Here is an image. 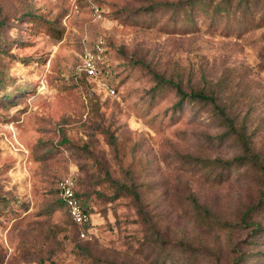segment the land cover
Returning <instances> with one entry per match:
<instances>
[{
  "label": "rangeland",
  "instance_id": "rangeland-1",
  "mask_svg": "<svg viewBox=\"0 0 264 264\" xmlns=\"http://www.w3.org/2000/svg\"><path fill=\"white\" fill-rule=\"evenodd\" d=\"M262 165L264 0H0V264H264Z\"/></svg>",
  "mask_w": 264,
  "mask_h": 264
},
{
  "label": "built area",
  "instance_id": "built-area-1",
  "mask_svg": "<svg viewBox=\"0 0 264 264\" xmlns=\"http://www.w3.org/2000/svg\"><path fill=\"white\" fill-rule=\"evenodd\" d=\"M108 46L100 38L91 43H85L81 53V63L78 72H84L98 80L111 94H116V87L105 78L103 69L107 59ZM60 196L67 205L71 218L80 226V234L86 237L92 224V215L83 206L76 192L75 179L72 175L65 176L60 181Z\"/></svg>",
  "mask_w": 264,
  "mask_h": 264
},
{
  "label": "trees",
  "instance_id": "trees-1",
  "mask_svg": "<svg viewBox=\"0 0 264 264\" xmlns=\"http://www.w3.org/2000/svg\"><path fill=\"white\" fill-rule=\"evenodd\" d=\"M108 50H107V59L104 63V66H103V69L104 71L106 72L109 68V64H108ZM86 75V80L87 82L89 83L90 80H91V76L87 75L86 73H84ZM157 76H160V74L157 73ZM162 78V76H160ZM176 87H177V91L180 95V98L179 100L177 101V104L179 105H183V103L187 100V99H191V100H198V101H201L203 103H215V105H218L216 103V96L215 94H212L210 92H206L204 89H197V90H192L190 92L186 91L180 83H176L174 81H172ZM112 83V82H110ZM113 84V83H112ZM115 86V85H114ZM116 87V86H115ZM117 87H116V91H117ZM218 109L221 113H225V107L224 106H221L219 105L218 106ZM229 118V117H228ZM230 124H233V118L231 117V123ZM232 126V125H231ZM247 158V153L243 154V155H239V156H236L235 158L233 159H230V160H223V159H217L225 168L226 167H231L235 162H238L239 164H243L245 162ZM258 161V160H257ZM262 168H263V182H264V165H262ZM76 192H77V195L79 196V198L81 199L82 203H83V206L86 210H89V208L85 205L84 201L82 200V197L81 195L79 194V191L76 189ZM62 199V198H61ZM63 200V199H62ZM64 202V201H63ZM260 203H264V193H263V196L260 200ZM258 205L256 204L255 206H253L252 208H256ZM70 215V214H69ZM74 221V220H73ZM75 222V221H74ZM76 223V222H75ZM77 224V223H76ZM255 228H260L258 226H256ZM79 231H80V228H79Z\"/></svg>",
  "mask_w": 264,
  "mask_h": 264
}]
</instances>
